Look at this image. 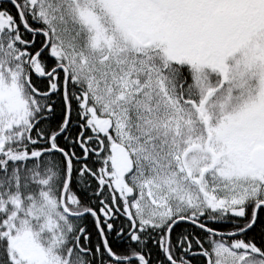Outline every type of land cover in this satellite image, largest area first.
I'll return each instance as SVG.
<instances>
[{
  "label": "snow or ice",
  "instance_id": "obj_1",
  "mask_svg": "<svg viewBox=\"0 0 264 264\" xmlns=\"http://www.w3.org/2000/svg\"><path fill=\"white\" fill-rule=\"evenodd\" d=\"M0 264H264V0H0Z\"/></svg>",
  "mask_w": 264,
  "mask_h": 264
},
{
  "label": "trees",
  "instance_id": "obj_2",
  "mask_svg": "<svg viewBox=\"0 0 264 264\" xmlns=\"http://www.w3.org/2000/svg\"><path fill=\"white\" fill-rule=\"evenodd\" d=\"M88 223L90 224V221H88Z\"/></svg>",
  "mask_w": 264,
  "mask_h": 264
}]
</instances>
